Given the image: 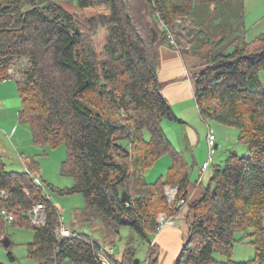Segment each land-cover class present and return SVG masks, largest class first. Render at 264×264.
Segmentation results:
<instances>
[{
    "label": "trees",
    "instance_id": "obj_1",
    "mask_svg": "<svg viewBox=\"0 0 264 264\" xmlns=\"http://www.w3.org/2000/svg\"><path fill=\"white\" fill-rule=\"evenodd\" d=\"M143 1L165 27L163 41L171 43L179 18H191L196 39L189 51L206 61L195 75L200 115L237 128L239 141L249 146L248 155L231 152L215 166L203 195L190 204V233L174 264H264V34L242 45L241 34L231 39L243 27V14L229 15L230 0ZM132 6L131 0H78L70 12L55 0H0V82L13 78L15 61L29 59L17 80L19 119L30 125L36 145H66L62 174L74 184L60 192L81 193L92 218L141 234L149 243V264H157L152 242L158 216L175 215L182 198L189 203L190 167L163 129L165 119L178 117L161 92L155 56ZM225 42L234 50L215 51ZM168 155L166 175L149 183L147 170ZM30 165L40 164L32 158ZM168 186L178 188L173 203ZM1 190L9 193L0 210L13 216L10 222L34 228L30 257L41 264H99L102 248L88 236L73 231L57 241L59 209L31 172L8 171L0 152ZM124 191L130 202L122 201ZM41 202L47 221L37 227L28 213ZM239 233L246 235L237 238ZM249 235L255 257L233 260L235 243ZM113 259L135 264L136 250L128 242L123 256Z\"/></svg>",
    "mask_w": 264,
    "mask_h": 264
},
{
    "label": "rangeland",
    "instance_id": "obj_2",
    "mask_svg": "<svg viewBox=\"0 0 264 264\" xmlns=\"http://www.w3.org/2000/svg\"><path fill=\"white\" fill-rule=\"evenodd\" d=\"M70 12H75L78 6V0H55ZM132 9L137 18V25L144 33L147 32L148 22L147 16L151 14V9L148 3L143 0H131ZM231 17H237L243 14L242 28L238 29L232 38H238V43L242 45L245 41H251L260 35L264 34V0H230ZM154 22L158 21L154 18ZM196 29L192 25L190 17L179 18L173 32L172 38L176 43V47L181 50H190L192 44L196 39ZM146 34L148 40L152 36ZM145 35V34H144ZM218 40V37L214 38ZM101 40V39H100ZM98 42L99 39H98ZM192 50V49H191ZM221 50H234L229 42H225L215 51ZM205 59L201 54H198ZM29 59L24 57L14 62L11 66L9 73L17 80H22V73L28 67ZM260 77L264 82V73H260ZM13 78L12 86L17 88L18 83ZM19 91H17L18 93ZM19 95V94H18ZM187 105V113L189 112V125L165 119L163 121V129L172 142L175 148L182 152L190 167V180L192 182L208 183V178L213 173L215 166L224 165L226 159L231 152H236L238 155L245 156L249 154V146L239 141V130L234 127L222 125L214 121L203 120L197 108L196 101ZM21 107V104L19 105ZM13 111L0 110V137L5 142L8 153H3V160L6 163L8 171L15 170L24 172V167L20 166L18 161L14 162L13 156L19 153H31L37 156L39 161L38 167H32L37 170L38 176L43 182L44 190L52 197V201L61 213V222L70 226L72 231L78 234H84L89 239L95 241L101 248L107 252L112 251V255L120 259L126 249L127 243L130 242L136 250V259L140 262H149V243L143 239L141 234L131 230L128 226H121L119 229H114L109 225V222L104 217H91L85 211V201L81 193L62 194L60 190L67 187H72L74 180L70 176L62 174V163L67 159L68 151L66 145L57 147H43L36 145L33 141V134L31 127L27 123H22L19 119V109L12 108ZM11 119H15L17 124V132L11 135L13 124L9 123ZM188 121V120H187ZM191 122L193 124H191ZM15 125V124H14ZM209 128L213 129L216 136L218 148L213 155V165L206 170L200 181L199 170L202 168L203 163L209 159L208 149V132ZM15 134V135H14ZM189 141L191 145H189ZM17 145L21 148H17ZM26 156L28 154H25ZM171 165L170 156H163L153 166H151L146 173V178L149 183H155L161 175H166L168 168ZM200 177V178H199ZM75 224L72 226V224ZM245 233L237 234V238H241ZM9 237L11 245L4 246L3 240ZM35 232L34 228L26 226H18L7 220V217L0 213V264H41L38 259L32 258L28 253V244L34 241ZM253 237L246 236L242 241L235 243V249L232 255L233 260L247 261L253 259L256 255V247L252 243ZM13 254L14 259L10 257ZM217 258L225 260V257L219 253L215 254Z\"/></svg>",
    "mask_w": 264,
    "mask_h": 264
},
{
    "label": "crops",
    "instance_id": "obj_3",
    "mask_svg": "<svg viewBox=\"0 0 264 264\" xmlns=\"http://www.w3.org/2000/svg\"><path fill=\"white\" fill-rule=\"evenodd\" d=\"M154 18L155 17L152 13L147 16L149 26L147 28V32L144 33V36L151 47L153 55L155 56L158 79L161 84V92L172 105L178 117L177 121L189 125L190 121L188 118L190 113H187V105L188 103L192 105V103H194L193 101H196L195 75L203 69L206 61L200 55L191 53L189 50H181L169 41H163L162 38L165 27L160 22L156 24L154 22ZM148 31L152 35L149 40L148 37H146V34H149ZM13 78L0 82V110L2 109L4 111L11 112L13 111L12 108H21L19 107L21 104V96L19 92L17 93L19 90L16 91L17 88H14L12 86L13 84H10L13 82ZM15 79L17 81V78ZM6 124H13L11 135L13 133L16 134L17 124L15 119H11L9 123ZM191 124L193 123L191 122ZM30 133H32V131ZM189 145H191L190 141ZM17 148H21L20 145H17ZM0 152L1 154L2 152H9L1 137ZM10 152L12 153L14 162L18 161L19 165L24 167V171L31 172V174L38 176L37 170L32 169L30 165L31 159H37V156L31 155V153L22 152L14 157L13 154L15 153L12 151ZM25 154L28 155L26 156ZM212 166L214 165L212 164ZM204 172L202 171V168H200V176L203 175ZM162 176L163 175L159 178ZM211 177L212 175L210 178ZM210 178H208V183ZM208 183L203 184V182H192L191 180L188 195L189 203L181 206L180 210L175 215L169 216L175 221V224H165L154 237L153 241H155L158 249L156 255V258H158L157 264H174L190 233V219L192 217L190 204L200 199ZM163 213L165 212L160 213L159 216ZM73 225L75 224L73 223L72 226ZM75 233L78 234L77 232Z\"/></svg>",
    "mask_w": 264,
    "mask_h": 264
},
{
    "label": "built area",
    "instance_id": "obj_4",
    "mask_svg": "<svg viewBox=\"0 0 264 264\" xmlns=\"http://www.w3.org/2000/svg\"><path fill=\"white\" fill-rule=\"evenodd\" d=\"M169 37L171 39V43L174 46H176V43H175L174 39L172 38L171 33L169 34ZM207 142H208V149H209V159L202 166L203 172L205 170L209 169L210 166H212L213 155L216 153V150L218 148V144L216 142V136H215L212 128H209ZM33 176H34V181L41 187L46 198L49 201H52V197L50 195H48L47 192L44 190V186H43V182L41 181V178L38 176H35V175H33ZM201 180H202V176L200 178V181ZM177 192H178L177 186H168L166 188V193H167V195L169 197V201L171 203H173L175 201ZM8 198H9V193L6 190H1L0 191V199H8ZM186 204H188V200H186L185 198H182L181 200H179L177 205L183 206ZM0 213L2 215L6 216L9 221L13 220V216L8 213L6 208H2L0 210ZM28 215H29L30 221L33 225H35L37 227L45 225L46 221H47L45 204L43 202L35 203L33 205V208L29 211ZM158 222L160 224L158 231L161 230V228L165 224H170V225L175 224V221L173 219H171L169 217V215L166 213H163L159 216ZM55 234H56V239L59 242L66 239V238H70V237L74 236V232L72 231V228L70 226L62 223V222L56 228ZM154 244H155V241L152 242V245H154ZM112 251L113 250H111L110 252H107L103 249L99 250L96 253V258H97L98 263L99 264H115L114 259H113V255H112ZM141 264H149V262H145V263H141Z\"/></svg>",
    "mask_w": 264,
    "mask_h": 264
},
{
    "label": "water",
    "instance_id": "obj_5",
    "mask_svg": "<svg viewBox=\"0 0 264 264\" xmlns=\"http://www.w3.org/2000/svg\"><path fill=\"white\" fill-rule=\"evenodd\" d=\"M122 201H124V202H130V201H131V197H130V195H129L128 192L124 191V192L122 193ZM3 244H4V246L9 247V246L11 245V240H10V238H9V237H6V238L3 240ZM135 264H140V260H139V259H136V260H135Z\"/></svg>",
    "mask_w": 264,
    "mask_h": 264
}]
</instances>
